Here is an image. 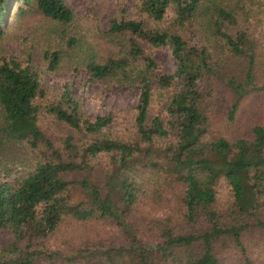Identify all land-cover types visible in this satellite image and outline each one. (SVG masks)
<instances>
[{
  "label": "trees",
  "instance_id": "obj_1",
  "mask_svg": "<svg viewBox=\"0 0 264 264\" xmlns=\"http://www.w3.org/2000/svg\"><path fill=\"white\" fill-rule=\"evenodd\" d=\"M19 1L25 6L18 7L17 17L37 10L56 22V37L44 51L50 70L68 59L83 66L91 78L139 86L140 92L134 119L136 138H112L105 130L113 122L111 116L86 117L68 91L58 101L42 103L44 90L38 72L15 59L0 61V229L9 228L13 236L0 249V264H232L225 261L228 257L219 256V241L225 248L237 249L242 264H253L244 233L250 227L264 228L258 218L249 223L264 200V124L255 123L248 136L208 140L211 120L205 98L229 60L238 67L237 73L226 78L235 96L232 113L248 93L264 90V42L249 29L250 24L261 22L264 0H139L138 11L150 20L151 27L134 19L113 21L108 33L123 35L127 42L115 55L105 57L84 51V35L64 0H0V40ZM166 16L174 31L170 25L160 26ZM187 25L195 26L211 45H190L180 31ZM143 44H169L176 70L156 75L157 62ZM226 52V65L220 67L214 56ZM155 75L160 88L175 81L179 85L166 121L148 117ZM42 111L69 128L59 144L43 131ZM164 138L169 144L158 147L155 139ZM8 141L26 145L34 159L31 171L21 179L13 177L14 181L4 160ZM155 153L161 162L154 159ZM106 155L105 193L96 181L69 177L90 171L91 160L100 161ZM143 164H164L176 174L185 188L187 219L198 223L202 218L208 223L206 231L176 234L165 228L162 241L138 244L128 217L137 201L136 171ZM219 178L231 186L233 214L238 215L227 223L212 208ZM76 187L86 201H71ZM63 216L80 221L112 219L130 235V243L91 244L71 255L35 247L59 226Z\"/></svg>",
  "mask_w": 264,
  "mask_h": 264
},
{
  "label": "rangeland",
  "instance_id": "obj_2",
  "mask_svg": "<svg viewBox=\"0 0 264 264\" xmlns=\"http://www.w3.org/2000/svg\"><path fill=\"white\" fill-rule=\"evenodd\" d=\"M74 13L77 24L84 35V51L95 54L97 57L115 55L121 45L126 44V37L109 34V27L115 20L134 19L143 21L145 26L151 27L150 20L142 16L139 11V0H64ZM19 1L13 10V17L9 21L7 33L0 40V61L15 59L22 65H29L39 74L44 97L42 103L58 101L64 91L78 101L79 110L86 117L109 115L113 122L105 130L112 138L132 140L136 138L135 115L139 98V86H128L109 81H99L91 78L90 73L83 66L63 59L59 66L50 70L44 51L56 37V22L45 17L37 10H30L20 17L16 16L18 7H24ZM260 23L250 24L251 35L264 42V15L260 16ZM170 17L166 16L160 26H169ZM171 26V31L176 29ZM190 45H209L205 38L200 36L195 26L187 25L180 30ZM112 39V40H111ZM120 41L122 42L120 44ZM142 43V41H140ZM144 45L147 54L157 62L156 75L173 73L177 62L169 44L151 47ZM211 45V44H210ZM264 51V49H263ZM226 53L214 56L220 67L226 65ZM226 70H222L221 77L210 84V94L205 98L209 104L208 115L210 126L206 139L214 141L219 137L233 139L248 136L255 123L264 124V90L248 93L237 104L232 113L235 96L227 87V77L237 73L236 61L229 60ZM240 70V68H239ZM152 79V97L148 107V117L166 121L169 117L168 106L179 85L175 81L166 88H160L157 77ZM206 82L203 84L205 85ZM207 89L209 87L207 86ZM208 92V90H207ZM40 125L43 131L59 144L61 137L70 130L66 124L57 121L53 115L40 114ZM88 140V138H86ZM158 147L169 144L164 139H155ZM4 160L11 170V181L21 179L33 167L34 159L31 151L22 143L8 141L4 145ZM155 160L159 154L155 153ZM148 157V156H147ZM25 163V164H24ZM90 171H78L69 175L73 179L87 178L99 183L105 193V173L109 167V157L103 156L100 161L91 160ZM24 164V166H21ZM144 165V164H143ZM141 165L136 171L138 185L137 201L129 213L128 222L137 235L139 245H153L162 241L161 233L169 228L173 233L184 234L197 230L206 231L208 223L202 218L198 223L187 219V210L184 205V185L176 178L164 164L159 167ZM9 171V170H8ZM215 202L212 208L216 210L222 222L227 223L233 214L234 197L231 186L225 178H219L215 183ZM87 200L83 191L76 187L71 192V201ZM255 218L264 221V200L255 209L249 223ZM13 240L9 228L0 229V249L6 247ZM130 235L117 226L112 219L96 218L80 221L70 216H63L62 222L47 238L37 242L35 247L60 251L64 255L74 254L85 246L100 243L110 245H129ZM216 244L219 256L228 257L225 261L232 264H242L237 249L225 248L221 241ZM244 243L253 264H264V228L250 227L244 233ZM228 247V246H227ZM220 251V252H219Z\"/></svg>",
  "mask_w": 264,
  "mask_h": 264
}]
</instances>
